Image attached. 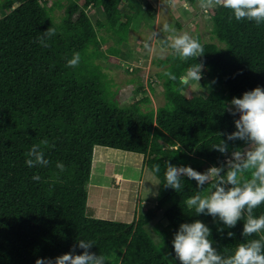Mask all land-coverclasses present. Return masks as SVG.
<instances>
[{
	"label": "trees",
	"instance_id": "16d2710c",
	"mask_svg": "<svg viewBox=\"0 0 264 264\" xmlns=\"http://www.w3.org/2000/svg\"><path fill=\"white\" fill-rule=\"evenodd\" d=\"M15 1H3L0 17V264L55 258L81 239L94 241L89 251L106 256V264H170L146 229L159 213L167 224H157L154 230L175 264L180 261L172 242L182 223L204 222L211 229L213 246L224 256L233 254L240 243L264 235L243 237V220L228 228L218 218L196 216L188 209L187 199L198 191L208 194L210 184L202 190L194 179L183 177L179 193L164 186L165 161L201 173L211 166L227 170L224 159L247 145L227 141V154L212 149L220 139L226 140L218 133L236 130L239 114L224 111V103L257 86L264 88V24L236 21L230 9L219 6L206 11L216 41L199 40L205 53L196 60L181 61L172 53L161 61L159 65L167 66L158 74L164 103L144 111L140 105L148 98L120 106L96 61L103 55L100 29L118 36L119 42L126 39L132 17L119 9L121 0H21L13 7ZM95 7L101 8L104 19L93 23L88 9ZM55 8L63 9L59 21L53 16ZM51 26L56 35L47 41L49 47H42L38 37ZM76 52L79 65L68 67ZM201 62V86L218 85L205 95L189 86L177 91L178 82L164 75L171 71L179 78ZM44 139L49 165L28 167L25 154ZM95 146L142 154L144 167L159 181L155 206L131 222L87 215ZM58 162L65 165L62 173ZM154 164L161 166L159 173L152 171ZM34 175L41 179L33 180ZM262 214L264 204L254 210V216ZM228 232L234 235L228 237ZM75 251L81 254L83 249L77 246Z\"/></svg>",
	"mask_w": 264,
	"mask_h": 264
},
{
	"label": "clouds",
	"instance_id": "9594fccd",
	"mask_svg": "<svg viewBox=\"0 0 264 264\" xmlns=\"http://www.w3.org/2000/svg\"><path fill=\"white\" fill-rule=\"evenodd\" d=\"M175 0H173V3ZM230 9L236 21H250L256 25L264 24V0H199V7L208 11L216 7ZM233 17L230 16L231 20ZM170 35L163 39H156L154 32L149 40H159L161 45L170 48L174 55L181 61L202 57L204 46L197 37L187 32H179L168 23H164L161 29ZM56 28L51 26L43 35L38 37L42 47H49L48 40L56 35ZM144 48L152 51L149 42H145ZM81 56L79 52L67 61L68 67H77ZM204 64L194 63L179 76V78L167 71L164 75L171 81L178 82L181 86L177 91L193 84L200 85ZM224 111L239 118L234 120L235 131L232 133H218L226 136L220 139L218 144L212 145V149L221 154H227L229 144L227 141L241 140L247 144L243 150L237 148L231 153L227 161V170L224 166H211L205 172L196 171L190 166H176L165 161L164 186L179 193L184 185L183 177L194 179L197 187L202 190L205 185H211L208 194L198 191L186 201L188 209H194L196 216L210 215L214 221L216 218L228 228L236 226L243 220V237L264 233V214L254 216V210L264 204V88L257 86L251 91L243 93L242 97H233L231 101L224 103ZM48 147L47 139L33 144L25 154L26 164L30 168L47 167L49 160L45 157V148ZM56 168L62 173L65 165L62 162L56 164ZM161 166L154 164L152 171L159 173ZM250 174V178H246ZM33 180L39 181L41 177L34 175ZM223 232V228H218ZM228 237L234 233L228 232ZM211 229L202 221L195 220L191 223H182L174 234L173 248L180 264H264V235L259 239H251L240 243L233 254L221 255L213 246L210 239ZM83 249L81 254H76V247ZM95 242L92 240H78L68 253L55 258H38L35 264H106L107 257L89 251ZM167 259V257H165Z\"/></svg>",
	"mask_w": 264,
	"mask_h": 264
},
{
	"label": "rangeland",
	"instance_id": "374dc122",
	"mask_svg": "<svg viewBox=\"0 0 264 264\" xmlns=\"http://www.w3.org/2000/svg\"><path fill=\"white\" fill-rule=\"evenodd\" d=\"M3 1L0 0V17L4 14L1 9ZM20 1H15L13 7ZM147 4L154 8H148ZM118 7L123 14H128L132 17L126 39L119 42L118 36L111 35V33L100 29L99 36L103 40L101 43L103 55L96 61L106 78L110 81L111 90L116 92L120 106H128L134 101H142V99L148 98V102L141 103V109L144 111L155 110L164 103L163 79L158 74L164 72L167 66L159 65V63L173 53L170 48L162 46L160 41L156 40L170 35L161 31L163 24L168 23L174 26L178 33L187 32L202 42H215L216 40L212 38V24L209 15L199 7V0H175L174 3L173 0H121ZM88 13L93 23L104 19L100 7L88 9ZM62 15V8L53 10V16L56 21H59ZM154 32L157 33L156 39L150 41L149 38ZM145 42L150 43L151 52L144 48ZM110 49L114 50V52L110 53ZM129 68L130 70L132 68V71ZM149 79H152L151 84L148 83ZM139 86H141L140 90H138ZM189 87L196 93L205 95L210 90L217 89L218 85L210 82L206 87H200L196 84ZM246 147L247 145L241 150ZM95 152L96 150L93 151L91 177L87 185V191L90 194L92 190H90V187L95 188L94 182L100 181L105 183L108 192L105 194V189H102V194L92 192L91 194L95 198H90L89 195L87 205L92 199L93 202L97 200L105 203V205L108 204V206L102 207V211H105L104 214L110 213L115 216L124 213V219H122L123 217L110 219L120 222H125V219L131 221L134 219V217L132 219L133 205L139 208H137L138 211L135 216L144 212L147 208L155 206L159 192V181L151 171L141 167L142 164L139 161L142 157H139L138 167H135L132 164L131 155H118V159L113 160L117 157L115 154L111 153L105 159L99 154L98 160L95 161ZM227 158L230 159L231 154ZM114 161H125L127 164H123L120 167L121 163ZM94 163L97 165L95 166ZM116 175H121L125 179L119 181ZM104 195L107 198H103ZM142 199L146 200L144 205L140 204ZM115 200L120 201L115 202ZM90 216L95 217L92 214ZM101 219L109 218L102 217ZM157 224L161 227L167 224L161 213L146 226L147 232L152 235V239L162 255L167 257L168 262L175 264L166 249L160 245L159 237L154 230V226Z\"/></svg>",
	"mask_w": 264,
	"mask_h": 264
},
{
	"label": "crops",
	"instance_id": "0c3cea01",
	"mask_svg": "<svg viewBox=\"0 0 264 264\" xmlns=\"http://www.w3.org/2000/svg\"><path fill=\"white\" fill-rule=\"evenodd\" d=\"M96 148H108V147H102V146H95L94 147V150H96ZM115 151H120V152H123V153H125L126 151H122V150H119V149H115ZM99 154L102 156V158H106V154L107 153H105V152H103V151H99ZM127 155H131V158L133 159V166H135V167H138V163L140 162L142 165H141V167L143 168L144 167V165H143V155L142 154H139V153H132V152H130V153H127ZM139 157H142V159L138 162V160L140 159ZM114 162H116V161H114ZM116 163H121V165H119L120 167L123 165V164H127V162H125V161H117ZM115 165H118V164H115ZM118 176L119 175H116V177H117V179H118ZM120 177L122 178L121 179V181H123L125 178L124 177H122L121 175H120ZM119 180V179H118ZM129 180V179H128ZM120 181V180H119ZM94 186H95V188L93 187V188H91L90 187V184H89V187H90V190H91V193L92 192H95V193H100V194H102L101 193V191H102V189H105L106 190V192H105V194L108 192V189H106L107 187H106V185H105V183H103V182H98V181H95L94 182ZM88 194V196L90 197V198H95L92 194ZM92 196V197H91ZM103 198H107L106 197V195H104L103 196ZM126 198V197H125ZM124 198V199H125ZM108 199H111V198H108ZM117 201H120V200H115V202H117ZM87 202H88V199H87ZM144 203H146V200L145 199H142L141 201H140V204H142V205H144ZM137 204V203H136ZM104 206H108V204H106L105 205V203H101V202H99V201H97V200H94V202H93V199L92 200H90L89 201V203H88V205H87V215H94L95 217H100V218H102V217H105V218H109V220L110 219H113V218H115V217H123L122 219H124V217H125V215H124V213H121L119 216H115V215H113V214H108V213H105L104 214V212L105 211H102V207H104ZM136 205H133V210H132V219H133V217H135V214L137 213V208H138V206H136ZM144 207V206H143ZM139 209V208H138ZM92 217V216H91ZM125 222H131V220H126L125 219Z\"/></svg>",
	"mask_w": 264,
	"mask_h": 264
},
{
	"label": "bare ground",
	"instance_id": "6f19581e",
	"mask_svg": "<svg viewBox=\"0 0 264 264\" xmlns=\"http://www.w3.org/2000/svg\"><path fill=\"white\" fill-rule=\"evenodd\" d=\"M103 151V152H105V153H107L106 154V156H108L109 154H115L117 157H116V159H113V160H117L118 159V155H123V156H125V155H127V153H130V152H125V153H123V152H120V151H115V149H111V148H96V158H94V160L95 161H97L98 160V158H99V151ZM97 154H98V156H97ZM113 157H115V156H113ZM121 158V157H120ZM95 164V163H94ZM105 164V163H104ZM97 164H95V166H96ZM118 179L119 180H121V177H120V175L118 176ZM92 188V187H91Z\"/></svg>",
	"mask_w": 264,
	"mask_h": 264
},
{
	"label": "built area",
	"instance_id": "2783aa9c",
	"mask_svg": "<svg viewBox=\"0 0 264 264\" xmlns=\"http://www.w3.org/2000/svg\"><path fill=\"white\" fill-rule=\"evenodd\" d=\"M129 70H130V68H129ZM130 71H132V68H131V70H130ZM224 160H225V161H227V160H229V158H227V157H226Z\"/></svg>",
	"mask_w": 264,
	"mask_h": 264
}]
</instances>
